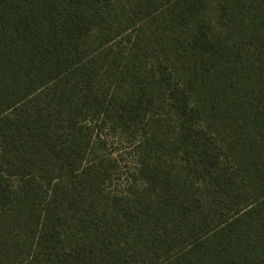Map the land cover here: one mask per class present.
Wrapping results in <instances>:
<instances>
[{
    "label": "trees",
    "instance_id": "1",
    "mask_svg": "<svg viewBox=\"0 0 264 264\" xmlns=\"http://www.w3.org/2000/svg\"><path fill=\"white\" fill-rule=\"evenodd\" d=\"M0 264H264V0H0Z\"/></svg>",
    "mask_w": 264,
    "mask_h": 264
},
{
    "label": "rangeland",
    "instance_id": "2",
    "mask_svg": "<svg viewBox=\"0 0 264 264\" xmlns=\"http://www.w3.org/2000/svg\"><path fill=\"white\" fill-rule=\"evenodd\" d=\"M107 134V140L101 147L100 156L117 160L113 182L106 188L108 192L114 193L124 188L126 179L131 177L133 173L135 160L131 153L132 145L129 141L120 140L113 132Z\"/></svg>",
    "mask_w": 264,
    "mask_h": 264
}]
</instances>
